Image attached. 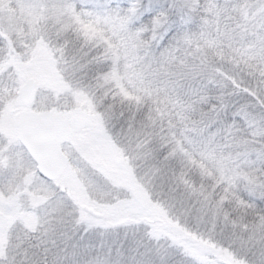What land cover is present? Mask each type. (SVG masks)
Wrapping results in <instances>:
<instances>
[{"label": "snow or ice", "instance_id": "snow-or-ice-1", "mask_svg": "<svg viewBox=\"0 0 264 264\" xmlns=\"http://www.w3.org/2000/svg\"><path fill=\"white\" fill-rule=\"evenodd\" d=\"M0 264H264V0H0Z\"/></svg>", "mask_w": 264, "mask_h": 264}]
</instances>
